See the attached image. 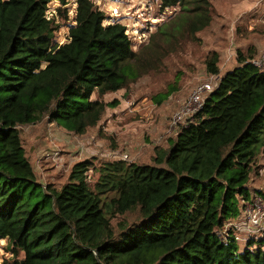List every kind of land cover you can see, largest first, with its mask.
I'll return each instance as SVG.
<instances>
[{"label": "trees", "instance_id": "obj_1", "mask_svg": "<svg viewBox=\"0 0 264 264\" xmlns=\"http://www.w3.org/2000/svg\"><path fill=\"white\" fill-rule=\"evenodd\" d=\"M50 1L0 0V240L16 256L5 264H264V235L241 246L227 225L246 201L264 196L251 187L264 152V69L255 55L238 50V64L195 120L156 146L151 163L84 159L62 185H44L21 126L48 117L86 133L118 103L104 95L158 68L177 48L176 32L198 40L213 20L210 0H162L185 14L135 51L125 24L106 23L92 0H75L68 40L56 43ZM205 63L220 74L217 51ZM130 212L132 222L123 217Z\"/></svg>", "mask_w": 264, "mask_h": 264}, {"label": "rangeland", "instance_id": "obj_2", "mask_svg": "<svg viewBox=\"0 0 264 264\" xmlns=\"http://www.w3.org/2000/svg\"><path fill=\"white\" fill-rule=\"evenodd\" d=\"M65 1L51 0L47 11L49 17H56L58 24L56 43L66 42L75 24L76 2ZM93 1L105 12L106 22L127 25L135 51L150 45L154 34L185 14L180 5L166 7L162 0ZM210 2L213 20L197 33L199 39L182 37L176 32L180 37L177 48L166 54L158 68L150 69L127 88L102 97L105 101L116 99L118 103L108 108L98 126L81 135L67 131L48 117L21 126L26 155L44 185H62L72 166L84 159H91L96 165L118 159L151 163L155 147H166L175 137V133L168 131L170 120L196 85L217 82L233 69L238 64V50L246 53L250 50L255 57L264 53V0ZM59 8L63 9L62 14ZM114 8L119 9L118 14L113 13ZM215 51L220 54L219 75L208 73L205 63ZM260 165L261 174L254 177L251 187L253 191L257 188L264 192V152ZM96 177V172L90 170V179ZM136 215L137 212H130L123 217L132 222ZM123 217L118 216L113 222L116 224ZM240 241L243 246L245 240ZM11 248L6 239L0 240V264L16 259ZM23 256L21 252L18 258Z\"/></svg>", "mask_w": 264, "mask_h": 264}, {"label": "built area", "instance_id": "obj_3", "mask_svg": "<svg viewBox=\"0 0 264 264\" xmlns=\"http://www.w3.org/2000/svg\"><path fill=\"white\" fill-rule=\"evenodd\" d=\"M98 9L103 11L101 8ZM113 13L118 14L119 9L114 8ZM114 22L118 21H111V23ZM126 33L130 37L128 28L126 29ZM251 61L264 69V53L258 57H254ZM215 85L216 82L212 80L200 83L194 87L180 105L178 111L171 118L168 125V131H170V133H176L182 125H186L195 120V115L199 113L204 106L205 97L214 89ZM125 157H127V155H125ZM227 225L237 229L236 237L239 242H241V239L247 242L248 238L253 235H264V196H254L251 200L246 201L243 206L242 216L235 221L229 222Z\"/></svg>", "mask_w": 264, "mask_h": 264}]
</instances>
